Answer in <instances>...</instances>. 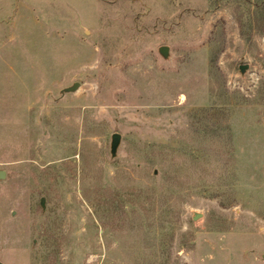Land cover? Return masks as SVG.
<instances>
[{
	"label": "rangeland",
	"instance_id": "1",
	"mask_svg": "<svg viewBox=\"0 0 264 264\" xmlns=\"http://www.w3.org/2000/svg\"><path fill=\"white\" fill-rule=\"evenodd\" d=\"M0 170V264H264V0H0Z\"/></svg>",
	"mask_w": 264,
	"mask_h": 264
},
{
	"label": "water",
	"instance_id": "2",
	"mask_svg": "<svg viewBox=\"0 0 264 264\" xmlns=\"http://www.w3.org/2000/svg\"><path fill=\"white\" fill-rule=\"evenodd\" d=\"M159 52L167 58L169 56V46L167 45H162L159 47ZM249 67V64H241L240 65V70L241 72H245L247 68ZM76 88V85L70 86L67 88V90H73ZM121 141V134L119 132H115L112 135V141H111V153L113 156L116 155L118 146ZM6 176V171L5 170H0V178H4ZM43 201V199H42ZM200 214L196 213L194 216V219L199 218Z\"/></svg>",
	"mask_w": 264,
	"mask_h": 264
}]
</instances>
